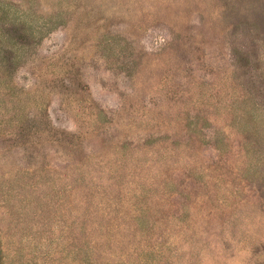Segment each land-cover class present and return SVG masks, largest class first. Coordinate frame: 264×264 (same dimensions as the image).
<instances>
[{
    "label": "rangeland",
    "instance_id": "obj_1",
    "mask_svg": "<svg viewBox=\"0 0 264 264\" xmlns=\"http://www.w3.org/2000/svg\"><path fill=\"white\" fill-rule=\"evenodd\" d=\"M0 264H264V0H0Z\"/></svg>",
    "mask_w": 264,
    "mask_h": 264
}]
</instances>
